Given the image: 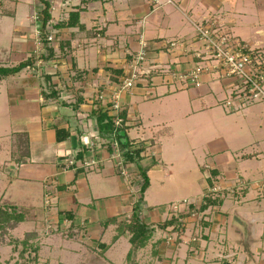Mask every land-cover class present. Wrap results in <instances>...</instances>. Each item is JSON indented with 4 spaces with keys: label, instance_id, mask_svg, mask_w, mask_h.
Listing matches in <instances>:
<instances>
[{
    "label": "crops",
    "instance_id": "0c3cea01",
    "mask_svg": "<svg viewBox=\"0 0 264 264\" xmlns=\"http://www.w3.org/2000/svg\"><path fill=\"white\" fill-rule=\"evenodd\" d=\"M174 2L155 8L145 0H0V67L14 68L31 60L27 68L0 80V202L27 214L26 222L35 224L38 236H43L40 240L46 245L44 250L59 248L58 241L73 244L78 248L68 254L83 257L84 264L99 263L97 259L107 262L108 256L113 260L111 264L114 258L121 264H234L242 256L244 264H255L246 261L245 252H241L240 224L228 217V210L244 208V219L251 217L252 242L258 235L254 226L261 230L264 217L242 206L248 202L247 196L251 197L249 202L256 198L255 190L233 197L235 202L229 195L222 197L221 206L205 210L206 215L217 210L226 216H213L212 221H221L218 224L201 223L199 233L203 238L190 243L184 236L188 245L165 243V232L173 225L166 229H158L157 225L170 220L169 212L167 208L150 207L153 204L149 205L146 195L155 202L160 198L173 203L178 196L189 201L193 193L197 194L194 201H189V214L182 216L187 220L197 209L201 213L211 187L220 184L235 188L239 185L236 181H243L244 176L237 172V160L252 161L264 154L244 153L261 142L250 138L245 149L238 148L232 156L231 142L223 135L213 137L210 121H203L216 115L214 109L222 113L225 95L236 90L235 79L205 74L200 78V87L178 79V74L196 65L192 53L202 44L194 24L205 18L213 17L229 34L251 28L252 40L245 42L264 56V0H253L247 11L238 10L239 0ZM45 3L51 19L38 35L32 17L38 14L42 22L40 12ZM74 13L79 15L78 21L63 26ZM141 40L148 44L143 68L156 65L163 73L143 77L134 88L121 93L128 140L146 144L142 159L131 165L127 180L119 174L108 147L110 140L98 135L91 114L98 105L107 112L114 92L130 72ZM172 42L176 47H170ZM100 95L104 100H99ZM255 107L234 115L236 120L250 124L252 132H262L264 108ZM252 115L256 119L246 123ZM227 116H218L219 121L229 119ZM59 131L64 140L58 141ZM131 131L135 135L130 138ZM192 135L200 136L199 142H193ZM21 140L27 144L25 154L20 151ZM87 141L93 145L90 150L83 145ZM199 148L204 151L201 155L197 154ZM69 152L79 157L95 155L102 163L92 171L66 169L63 156ZM242 169L245 175L246 167ZM141 171L149 179L141 215L155 231L146 247L130 259V235L122 233V226L128 223L138 201ZM257 185L263 187L264 178L255 180L253 187ZM223 218L227 219L225 223ZM220 232L224 238L221 241ZM122 238L129 243L128 251L123 256L119 251L110 254Z\"/></svg>",
    "mask_w": 264,
    "mask_h": 264
},
{
    "label": "rangeland",
    "instance_id": "374dc122",
    "mask_svg": "<svg viewBox=\"0 0 264 264\" xmlns=\"http://www.w3.org/2000/svg\"><path fill=\"white\" fill-rule=\"evenodd\" d=\"M253 0H239V7L238 10L242 11L245 9V11H247V9L250 8V3H252ZM263 12H264V7L262 8ZM239 15H243V14H239ZM246 17L247 19H250L251 16H249L246 13ZM264 29V26H262ZM253 30L251 28H245L241 29L238 32H234L235 34H231L233 36H237L240 40L242 41H246L248 43H250V41L252 40L253 34H252ZM262 36L258 37L259 40H261ZM11 41H16L13 38L11 39ZM5 41H3L2 44H4ZM2 55V54H1ZM0 55V58H1ZM229 93V92H228ZM225 97H227V100H232V94L228 96L225 95ZM167 104L168 106H170V102L169 99H167ZM255 105L260 106L262 108H264V103H249L248 105H246L242 110H239L237 112H230L227 109H224L222 107V105L220 106V110L222 111V113L220 112H216L219 109H214L216 115L212 114L211 118L209 119V117H205L203 118V121L205 124H207L209 121L211 123V126L209 127V131L211 134H213V137H218V136H226V138L228 139L229 143L231 142V146L229 145V153L232 156H235V151L238 148H241L242 150L245 149V144L246 142L253 139H259L261 140L259 146L254 147L253 149H245L246 154H258L261 152L264 153V145H262V141H264V122H262V132H258V129H256L255 132H252L251 128L249 127L250 124H244L243 122H240L238 119L236 120V115H239L240 113H246L249 109H253L256 108ZM163 107V104H162ZM253 110L251 111V114H253ZM222 116H226L229 117V119L225 120L224 122L219 121V117ZM165 117V116H164ZM170 118V117H168ZM249 121L246 123H252L256 118L254 117V115H252L251 117H249ZM249 125V126H248ZM191 125L188 124V127H190ZM199 128H202L201 130L204 129V124L200 125ZM223 132V133H222ZM135 133L131 131L130 133V138L132 136H134ZM210 135V134H209ZM198 138H200V136L197 135H192L191 139L193 140V142H196V140L199 142ZM201 148V147H200ZM200 148L197 150V154H200L204 151L202 149V151L200 150ZM201 152V153H200ZM202 153V154H203ZM226 154V152H225ZM206 157V156H205ZM238 163V174L243 175L244 177H242L243 181H236L237 184L236 187H229V186H222L220 185H215L216 187L219 188V191L216 193H213L210 191V189H212L213 187H211L209 189V193L207 194L208 196L214 198H218L220 200V198H224L226 199L227 196L229 195L230 200H233L232 198L235 196H239V194L243 195L245 192H249L250 190H255L256 191V198L252 200V202H249V200L251 199V197L247 196V198H245V200H248V202L246 203L245 207L249 213H253V212H257L260 213L262 215V217H264V186H254V181H258L264 178V154H262L261 157H259V159L254 158L252 161H244L242 159L237 160ZM244 164V165H243ZM246 167V174H243V169L242 168ZM234 169V170H237ZM237 177H239L237 175ZM255 177V178H254ZM139 180L141 181V183H139V187H141L142 185V180L139 177ZM241 180V179H240ZM253 184V185H252ZM136 185V184H135ZM138 186V184H137ZM199 191H201V189H199ZM139 198L138 200H140V195L141 192L136 191ZM196 193H199L198 191H196ZM203 191L200 192V195H203ZM197 194H194L192 196H194V198H191L192 200L189 199V201H194L196 199ZM252 195V194H251ZM250 195V196H251ZM149 195H146V201L149 203V205L153 204V206L150 207H155L156 209H163V208H167L166 211L168 210L169 212V219L175 218V216H178L181 220V224H183V231H182V235L179 236L178 240L176 241V243H182L184 245H188L186 243V240L184 239V236L189 238V242L191 243V241L193 239H195V241H199V239H202L203 237L201 236L200 232V228H202V224L203 222H207V223H221L218 222L217 220L212 221V217L213 216H217L218 219V214H223V211H221L222 213H218L217 210H211L210 214L206 215L203 213H199V210L197 209L195 213L190 214L189 217H187L188 219L186 220L184 217V215H186V213L189 214V210L185 209L183 206L184 205V201L188 202V200H185L183 198V196H178L177 199L172 200L173 203H169V202H162V199L160 200V198L158 199L159 201L155 202V199L153 201V199L151 200L148 199ZM219 196V197H218ZM154 198V197H153ZM222 198V199H223ZM179 202H182V206H177V211H175V205L179 204ZM233 202H235V200H233ZM166 204L163 205V204ZM3 204L2 202H0V205ZM259 204V205H258ZM257 206V208H255ZM175 208V209H174ZM244 209V208H243ZM242 209V210H243ZM226 209L225 211L230 213L228 215L230 220H234L236 221L238 224H240V230L238 233V237L239 240H242V246H240V248L242 247L241 252H245L244 256L246 258V261H250L253 260V262H255V264H264V227L258 230L257 226H254L256 228V231L254 230V232L258 233V235L253 238V241L251 242V237L253 234V231L250 229V225L249 222L251 220V217L245 218L243 217V211L240 210H228ZM222 215V216H223ZM226 216V215H225ZM224 217V216H223ZM168 219V217L166 218V220ZM223 218L222 223H225L227 221V219ZM189 220V222H188ZM239 220V221H238ZM264 220V218H263ZM176 224V223H175ZM262 224L264 225V221H262ZM195 227V229H194ZM172 228L170 227L169 229L166 230L165 232V240L167 239V237L172 236V238H175V232H172ZM188 229H190L188 231ZM52 230V229H51ZM51 230L47 231L49 233H51ZM237 230V229H236ZM198 231V232H196ZM260 232V233H259ZM188 233V234H187ZM199 233V236H198ZM33 234H37L36 232V228H35V224L29 223V222H24L21 223L19 225H17L14 229L11 228H7V229H0V264H22V262H24V260L22 258H20L19 253L23 250V245L25 242H29V244H34L39 245L41 247L40 252H39V263L38 264H61L62 262H66L68 264H84L83 260L84 258L79 257V258H72L70 257V255L68 254L70 252V250H77L78 247L72 245H66L64 242H57V246H59V248H54L53 245H51L50 249L44 250L43 246H46L45 243L43 245V243L41 242L40 238L37 235V237H34ZM161 234V233H160ZM162 235V234H161ZM241 237V238H240ZM219 239L224 240L223 236H222V232H220L219 235ZM25 241V242H24ZM24 242V243H23ZM195 242V243H196ZM251 242V243H250ZM23 243V244H22ZM175 243V244H176ZM61 244L64 245V247L61 246ZM68 244H70V242H68ZM129 243H126L124 241V238L120 239V242L116 245V247H114V251L112 249V251H110V254L114 253L115 255V251H119V253H122V256L124 253H126L128 251V245ZM50 246V245H49ZM245 246V247H243ZM238 247H235L234 249H240ZM245 249V250H244ZM64 250L66 252H64ZM139 249H132V255L130 257V259L133 257H136L138 254ZM31 250L28 249L27 253H25V257L24 259L26 260L27 257H31L33 254L30 253ZM131 253V252H130ZM220 253V252H219ZM109 254V255H110ZM125 255V254H124ZM66 257V258H65ZM213 258L219 259L220 257L215 256ZM243 256L240 257V260H236L238 263H234V264H244L243 262ZM70 259V260H69ZM108 260L110 261L109 264H111L112 258L110 256H108ZM107 260V262H108ZM97 261L99 263H95V264H107L106 261L103 260H99L97 259ZM121 264L122 262L119 263V259L118 258H114V264Z\"/></svg>",
    "mask_w": 264,
    "mask_h": 264
},
{
    "label": "built area",
    "instance_id": "2783aa9c",
    "mask_svg": "<svg viewBox=\"0 0 264 264\" xmlns=\"http://www.w3.org/2000/svg\"><path fill=\"white\" fill-rule=\"evenodd\" d=\"M152 4L155 8H160L164 4L173 5L174 0H145ZM36 23L38 29V35L42 28V22H40V16L34 14L32 17ZM197 38L201 42L202 47L200 50H195L192 55L196 59L195 67L183 74H178V79L192 84L195 87H200V78L205 74H215L220 78H232L237 82L236 90L232 94V100H227L224 104V108L228 111L237 112L242 110L249 103H264V56L253 49L248 43L243 42L238 37L229 34L226 31H222L218 25V21L213 17L205 18L197 21L194 24ZM53 38L50 36L48 40ZM170 47H176V43H170ZM148 44L146 41L141 40L140 50L133 58V61L129 65L130 72L123 79L119 89L114 92L113 98L107 108V113L113 121L115 128L128 127L127 121L122 118V106L120 103L121 93L125 90H131L136 84L142 80L143 77H148L153 73H163V69L156 65H151L149 68H143L146 63V53ZM99 100H104L102 95L99 96ZM132 150L144 148L146 144L129 140ZM84 147L90 150L93 145L90 141L85 142ZM113 148L112 156L116 160V166L119 169V174L130 180V168L131 165L127 164L124 159V151L121 149L120 144L116 136H113L111 141ZM92 153V152H91ZM142 156V154H141ZM66 169H83V170H97L102 160L95 155L84 154L72 155L68 153L63 156ZM133 165V164H132ZM140 190V188H139ZM211 192L216 193L219 188L214 186L210 189ZM182 206V202L175 205V211L177 206ZM184 208L189 210L190 204L184 201ZM194 211L193 213H195ZM192 213V214H193ZM176 224L173 225L172 232H175V238L172 236L167 237L165 243L167 245L174 244L179 236L182 235L183 224L178 216ZM195 241V239H193Z\"/></svg>",
    "mask_w": 264,
    "mask_h": 264
},
{
    "label": "trees",
    "instance_id": "16d2710c",
    "mask_svg": "<svg viewBox=\"0 0 264 264\" xmlns=\"http://www.w3.org/2000/svg\"><path fill=\"white\" fill-rule=\"evenodd\" d=\"M42 17V26L44 29L47 26V22L51 19V16L49 14V5L45 3V8L40 12ZM79 15L77 13L71 14L70 20L67 24H62L63 26H71L74 25V20L78 21ZM77 24V23H76ZM31 65V60H28L26 62L20 63L18 66L14 68H3L0 67V80L9 76H12L14 74H17L21 70L27 68ZM92 118L96 121L97 128H98V135L103 139L110 140L109 142V149L112 152L113 148L111 146V141L113 136L117 137V140L120 144L121 149L124 151V159L125 162L129 165L132 164H139L140 160L142 159L141 154L144 151V148H139L132 150L130 147V143L127 137V130L128 127L124 128H115L113 119L107 114V112L103 111V109L98 105L96 110H94L91 114ZM121 116L125 119V114L121 112ZM58 133V141L64 140V137H61V132ZM20 151L25 154L24 149L27 148V144L25 141L21 140L20 142ZM141 178L143 180L142 185L140 187V200L137 201V203L134 205L132 213L130 215L128 223L123 225L122 233L126 234L128 233L130 235V243L132 245V249H142L146 247L148 241L152 237L155 228L152 226H149L145 223L144 219L141 215V203L143 202L144 193L149 187V179L146 175L145 171H141ZM222 200L218 198H212L210 196L206 197L204 200L203 205L200 208V212L203 213L205 210H207L209 207L214 206H221ZM27 214L23 212L17 211V208L14 206H11L9 204L3 203L0 205V229H7L11 228L14 229L17 225L26 222L27 220ZM177 222V219L172 218L169 221H166L164 223L158 224V229H166L169 226L174 225V223ZM38 234H33L34 237H37ZM25 242V241H24ZM23 242V243H24ZM22 243V244H23ZM31 250V254H33L30 258L27 257L26 260L24 259L25 253L27 251ZM41 247L39 245L29 244V242H25L23 245V250L19 253L20 258L24 260L22 264H38L39 263V252ZM47 264V263H45Z\"/></svg>",
    "mask_w": 264,
    "mask_h": 264
}]
</instances>
